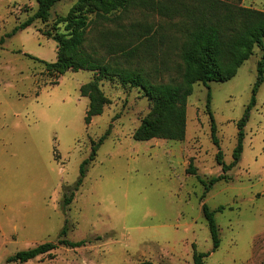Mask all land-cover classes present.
<instances>
[{
	"label": "rangeland",
	"instance_id": "374dc122",
	"mask_svg": "<svg viewBox=\"0 0 264 264\" xmlns=\"http://www.w3.org/2000/svg\"><path fill=\"white\" fill-rule=\"evenodd\" d=\"M76 1L56 2L47 19H35L0 44V264H193L194 251L208 253L204 264H264V81L243 128L239 160L210 187L199 181L222 173L218 149L225 163L232 160L236 122L250 100L262 48L255 46L232 78L208 87L193 84L182 140H135L132 134L151 108L142 90L103 79L100 89L110 103L86 124L88 98L79 87L92 72L55 77L47 70L57 57L54 35L63 31L58 19ZM163 2L176 12L165 13ZM192 4L152 0L95 18L83 48L153 81H176L184 43L185 10L179 8ZM240 5L264 11V0ZM36 7V0H0V37ZM208 90L217 146L210 135ZM107 129L74 190L81 162ZM202 203L214 211L215 249ZM64 226L60 238L85 239L84 245L58 244L28 261L6 262L18 250L56 242Z\"/></svg>",
	"mask_w": 264,
	"mask_h": 264
},
{
	"label": "trees",
	"instance_id": "16d2710c",
	"mask_svg": "<svg viewBox=\"0 0 264 264\" xmlns=\"http://www.w3.org/2000/svg\"><path fill=\"white\" fill-rule=\"evenodd\" d=\"M60 0H36L34 13L23 22L0 37V44L5 37H10L18 30L29 26L35 19L45 20L49 16L51 7ZM165 2L173 0H164ZM191 6L183 5V34L184 43L180 52L182 70L178 80L156 82L145 73L136 69H128L117 64H109L83 48L84 36L87 28L94 19L105 18L108 14L125 9L132 4L150 6L152 0H77L69 9L62 21L63 31L56 32L57 57L53 62L46 63L47 70L55 77L66 71L86 70L92 72L89 81L79 87V93L88 98L84 122L87 124L91 117L99 115L104 105L110 99L100 89L103 79H116L122 86L136 87L151 102L150 111L141 119L132 136L135 140H148L153 137L172 140H182L186 124V99L191 94L194 83L201 82L208 87L210 81H226L232 78L238 67L253 53L254 47L259 46L263 52L256 65V79L252 86V94L245 106L242 116L236 122L237 143L232 151V160L225 163L221 151L216 152V161L221 166L222 173L210 177L207 181H199L208 188L215 182L225 178V172L232 168L242 151L244 126L248 120L250 110L255 105V93L264 81V11L240 5L241 0H190ZM160 8L165 13L176 12L174 6L161 3ZM178 9V11H179ZM94 15L93 18H90ZM56 82V81H55ZM210 93L207 91L206 108L210 119V135L213 144L218 145L216 126L209 108ZM108 129L97 142H92L88 159L81 162L80 176L74 186L77 190L85 173L88 161L93 160L98 146L103 142ZM187 171L195 173V168L189 164ZM207 190V189H206ZM74 192H70L63 199L64 205L71 202ZM202 214L206 219L213 249L218 246V230L214 211L205 203L201 205ZM66 232L64 226L56 242L46 241L30 248L16 251L6 258V262H25L42 254L49 253L58 244L68 247L84 245L85 239L76 241L60 238ZM207 252L194 251L193 264H204ZM137 264H153L143 260Z\"/></svg>",
	"mask_w": 264,
	"mask_h": 264
}]
</instances>
